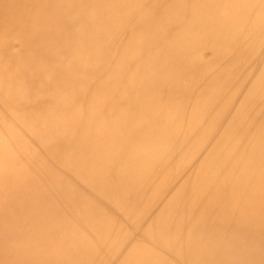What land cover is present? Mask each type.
Instances as JSON below:
<instances>
[{
    "label": "bare ground",
    "instance_id": "bare-ground-1",
    "mask_svg": "<svg viewBox=\"0 0 264 264\" xmlns=\"http://www.w3.org/2000/svg\"><path fill=\"white\" fill-rule=\"evenodd\" d=\"M0 264H264V0H0Z\"/></svg>",
    "mask_w": 264,
    "mask_h": 264
}]
</instances>
